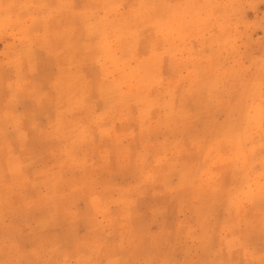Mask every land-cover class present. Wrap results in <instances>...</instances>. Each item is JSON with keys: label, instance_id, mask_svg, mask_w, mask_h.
<instances>
[{"label": "rangeland", "instance_id": "obj_1", "mask_svg": "<svg viewBox=\"0 0 264 264\" xmlns=\"http://www.w3.org/2000/svg\"><path fill=\"white\" fill-rule=\"evenodd\" d=\"M262 76L264 0H0V264H264Z\"/></svg>", "mask_w": 264, "mask_h": 264}, {"label": "snow or ice", "instance_id": "obj_2", "mask_svg": "<svg viewBox=\"0 0 264 264\" xmlns=\"http://www.w3.org/2000/svg\"><path fill=\"white\" fill-rule=\"evenodd\" d=\"M262 87H264V76H262ZM18 253L25 258H21L18 260L6 261L4 264H71V262L65 260L60 262H53V261H39L35 259H29L26 257L32 256L35 254V248H25L22 243L17 242L15 245ZM79 264H90L89 261H80ZM112 264V262H109ZM131 264V262H130ZM139 264H174L171 261H141ZM184 264H192V262L185 261ZM203 264H225L224 261H211V262H203Z\"/></svg>", "mask_w": 264, "mask_h": 264}, {"label": "bare ground", "instance_id": "obj_3", "mask_svg": "<svg viewBox=\"0 0 264 264\" xmlns=\"http://www.w3.org/2000/svg\"><path fill=\"white\" fill-rule=\"evenodd\" d=\"M92 20H93V19H92ZM158 56H159V55H158ZM134 73H135V72H134ZM136 74H137V73H136ZM138 74H139V73H138ZM128 75H129V74H128ZM133 76H135V75H133ZM112 84H114V83H112ZM115 85H116V84H115ZM115 85H114L113 87H116Z\"/></svg>", "mask_w": 264, "mask_h": 264}]
</instances>
